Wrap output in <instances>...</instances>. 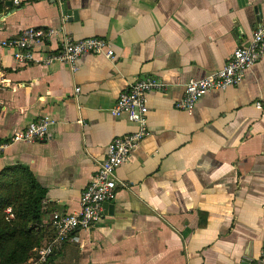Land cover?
I'll list each match as a JSON object with an SVG mask.
<instances>
[{"label":"crops","instance_id":"crops-1","mask_svg":"<svg viewBox=\"0 0 264 264\" xmlns=\"http://www.w3.org/2000/svg\"><path fill=\"white\" fill-rule=\"evenodd\" d=\"M263 20L264 0H0L2 38L53 28L55 49L64 28L75 39L104 37L116 53L85 54L72 73L63 63H21L0 46V173L25 165L48 189L46 243L56 212L81 209L109 144L138 128L112 115L120 95L148 76L167 85L148 96L151 135L118 168L129 186L48 264H261L264 58L193 113L176 102L190 79L226 65ZM43 116L56 121L50 139L12 141Z\"/></svg>","mask_w":264,"mask_h":264},{"label":"built area","instance_id":"built-area-1","mask_svg":"<svg viewBox=\"0 0 264 264\" xmlns=\"http://www.w3.org/2000/svg\"><path fill=\"white\" fill-rule=\"evenodd\" d=\"M62 5L66 0H56ZM17 4L21 0H15ZM59 30L50 28L28 27L18 36L2 38L0 46L13 52L21 63H37L52 65L63 63L72 73L80 69V59L85 54H100L110 59L116 57L110 40L104 37H86L75 39L64 28L60 46L50 49L52 36ZM264 58V20L254 31L248 43L237 47L232 57L222 68L203 78H192L185 85L183 96L176 102L178 109L193 113L198 103L208 94L225 90L240 84L246 72ZM80 87L76 88L79 92ZM153 90L165 91L167 85L163 81L148 76L131 83L120 95L111 113L117 117H125L135 123L138 128L127 135L116 137L109 144L105 159L99 161L98 168L81 198V209L77 212H56L52 217L54 234L50 241L35 249L26 264H46L54 255L62 242L70 239L78 230L94 226L103 216L106 202L116 200L119 191L129 184L118 175V168L126 163L133 152L140 146L143 139L151 135L148 123V96ZM261 106V103H258ZM56 123L50 116H43L31 122L23 129L16 130L12 135L13 142H35L52 137V126ZM7 145L0 143V150ZM6 212L10 213L8 208ZM253 258L246 257L241 264H252ZM264 264V251L260 258Z\"/></svg>","mask_w":264,"mask_h":264},{"label":"trees","instance_id":"trees-1","mask_svg":"<svg viewBox=\"0 0 264 264\" xmlns=\"http://www.w3.org/2000/svg\"><path fill=\"white\" fill-rule=\"evenodd\" d=\"M47 198L48 189L28 166L0 173V264H26L46 243L42 222Z\"/></svg>","mask_w":264,"mask_h":264},{"label":"water","instance_id":"water-1","mask_svg":"<svg viewBox=\"0 0 264 264\" xmlns=\"http://www.w3.org/2000/svg\"><path fill=\"white\" fill-rule=\"evenodd\" d=\"M12 4V3H11ZM109 202H106L105 205H107Z\"/></svg>","mask_w":264,"mask_h":264}]
</instances>
